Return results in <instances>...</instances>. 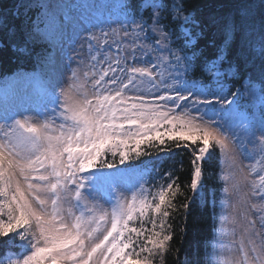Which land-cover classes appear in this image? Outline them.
Returning a JSON list of instances; mask_svg holds the SVG:
<instances>
[{
  "label": "snow or ice",
  "instance_id": "obj_1",
  "mask_svg": "<svg viewBox=\"0 0 264 264\" xmlns=\"http://www.w3.org/2000/svg\"><path fill=\"white\" fill-rule=\"evenodd\" d=\"M20 7L35 8L18 37L8 30L23 56L40 41L51 45L70 20L69 6L51 0ZM118 7L117 20L81 26L67 75L45 78L35 109L0 104V264H166L173 213L187 215L201 198L214 150L223 188L206 264H264V20L257 32L245 9L218 29V42L184 0ZM237 32L240 49L230 59ZM36 56L53 64L50 51ZM197 71L200 78H190ZM227 78L241 80L236 91ZM35 79L18 74L14 83ZM241 97L258 100L259 115L242 110ZM174 149L192 156V195L179 208L183 161L156 168L151 187L153 169L141 161Z\"/></svg>",
  "mask_w": 264,
  "mask_h": 264
},
{
  "label": "trees",
  "instance_id": "obj_2",
  "mask_svg": "<svg viewBox=\"0 0 264 264\" xmlns=\"http://www.w3.org/2000/svg\"><path fill=\"white\" fill-rule=\"evenodd\" d=\"M32 2L30 0H0V18L6 21L5 26L0 27V83L5 78L13 75L16 71L24 70L28 74H35L44 66L37 59V53H44L45 50L50 51L48 44L45 42H38L33 47L31 55L23 56L14 52L11 48L9 29L15 28L17 37L20 34L21 27L26 23L29 16L34 17L35 8L31 11L27 7H20L21 5H28ZM185 6L203 22L207 28L209 36L215 34L216 40L219 42L220 34L218 29L222 27L224 22L229 18L240 21L244 15V10H249V22L254 26L257 32L260 30L261 21L264 20V0H184ZM19 10V17L16 12ZM215 24H212V22ZM242 35L237 32L233 50L230 53V59L234 57L241 44ZM204 39L200 41L203 46ZM259 58L255 60V70L252 71L253 78L259 77L258 67ZM199 75L197 71L195 75ZM230 85L236 89L240 83V79L227 78ZM152 156L141 157V161L148 165L152 170L150 176L147 177L149 187L156 184L160 177L157 175L155 169L159 168L161 172L168 170L174 162L183 161L182 170L177 166L176 175L179 177V183L182 185L184 196H178L176 199L177 207L183 204L185 196L192 195L187 187L190 183L192 165L190 163L192 156L188 151H174V155L168 156L165 153L155 154ZM140 164V162H136ZM143 166V165H140ZM205 178L203 180L204 188L201 192V198H198L195 205L190 207L187 215L183 209H179L173 213L172 223L174 238L170 245V251L165 257L166 264H183L187 258L193 264H206V253L210 249H206L205 245L212 234V226L214 221L213 211L215 204V211L218 212L221 189L223 183L220 180L221 175V160L218 150H214L213 157L204 163ZM184 231L181 232V228ZM179 249V252H177ZM4 246L0 245V254H3Z\"/></svg>",
  "mask_w": 264,
  "mask_h": 264
},
{
  "label": "rangeland",
  "instance_id": "obj_3",
  "mask_svg": "<svg viewBox=\"0 0 264 264\" xmlns=\"http://www.w3.org/2000/svg\"><path fill=\"white\" fill-rule=\"evenodd\" d=\"M30 1L32 3L34 2V0ZM51 2L68 5L69 7L66 10L70 16V20L65 26L63 34L59 36L51 45H47L54 57L53 64L51 66L43 65L44 68L41 69L43 74L33 75L36 79L31 86L28 84L14 83L18 74L26 75L24 72H19L6 80V82L0 86V104L7 102L10 105L16 106V108L20 111L25 109H35L38 104L39 94L42 90L45 78L51 76L63 77L67 75L69 68V56H71L73 50L77 48L80 43H82L81 38L83 37V33L81 31V26L89 21L96 24L102 23L103 25H107L110 20H117L120 16V9L118 5L122 2V0H51ZM113 26L115 27L116 25L113 24ZM84 51L86 52V49ZM190 78L199 79L200 76L198 74H194ZM225 83L231 91H236L227 79L225 80ZM240 104L243 106L242 110H246L248 112L255 111L256 114L259 115L258 100L255 103H249L241 97ZM26 114L35 116L34 111ZM242 163L248 164L250 161L243 160ZM245 172H247V168H245ZM224 175L225 177L228 176L226 163ZM237 175L239 176L240 174L237 173ZM229 183H231V181H229ZM229 191H231V188ZM242 191H246V189L242 188ZM121 192L125 196L130 195L123 189H121ZM100 203L103 204L105 208L109 207V205L103 200H101ZM219 211L220 207L217 214H219Z\"/></svg>",
  "mask_w": 264,
  "mask_h": 264
}]
</instances>
